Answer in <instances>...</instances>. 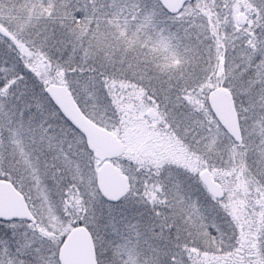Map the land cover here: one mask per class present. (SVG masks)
<instances>
[{"label": "snow or ice", "instance_id": "6c2138e0", "mask_svg": "<svg viewBox=\"0 0 264 264\" xmlns=\"http://www.w3.org/2000/svg\"><path fill=\"white\" fill-rule=\"evenodd\" d=\"M0 264H264V0H0Z\"/></svg>", "mask_w": 264, "mask_h": 264}]
</instances>
